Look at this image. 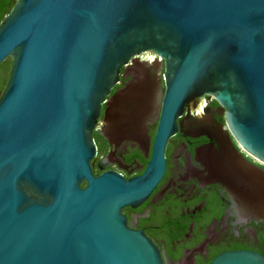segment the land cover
Returning a JSON list of instances; mask_svg holds the SVG:
<instances>
[{"label":"water","instance_id":"water-1","mask_svg":"<svg viewBox=\"0 0 264 264\" xmlns=\"http://www.w3.org/2000/svg\"><path fill=\"white\" fill-rule=\"evenodd\" d=\"M148 140L145 171L94 174V129ZM163 83V85H162ZM213 95L238 144L264 163V0H17L0 24V264H164L128 226L162 175L177 118ZM210 177L264 221V168L225 132ZM208 264H264L250 249Z\"/></svg>","mask_w":264,"mask_h":264},{"label":"flooded vegetation","instance_id":"flooded-vegetation-1","mask_svg":"<svg viewBox=\"0 0 264 264\" xmlns=\"http://www.w3.org/2000/svg\"><path fill=\"white\" fill-rule=\"evenodd\" d=\"M16 2L0 0V24ZM133 77L132 71L123 70L103 103L93 132L96 154L91 165L96 175L113 170L125 179L137 177L151 158L158 114L146 123L147 141L125 138L111 142L100 129L111 96ZM226 131L249 161L264 168L230 133L224 107L206 94L203 104L177 118V130L165 145L162 175L146 198L137 206L122 207L128 226L153 241L164 264H208L218 254L237 249L255 250L264 256V221L244 216L228 184L210 177L211 158L223 153Z\"/></svg>","mask_w":264,"mask_h":264},{"label":"bare ground","instance_id":"bare-ground-1","mask_svg":"<svg viewBox=\"0 0 264 264\" xmlns=\"http://www.w3.org/2000/svg\"><path fill=\"white\" fill-rule=\"evenodd\" d=\"M137 139V138H136ZM138 140H140V141H142V140H145V138H141V139H138ZM146 141V140H145ZM116 142V141H115Z\"/></svg>","mask_w":264,"mask_h":264}]
</instances>
